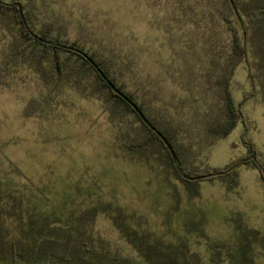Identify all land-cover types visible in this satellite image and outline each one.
I'll list each match as a JSON object with an SVG mask.
<instances>
[{
	"label": "rangeland",
	"instance_id": "1",
	"mask_svg": "<svg viewBox=\"0 0 264 264\" xmlns=\"http://www.w3.org/2000/svg\"><path fill=\"white\" fill-rule=\"evenodd\" d=\"M20 1L37 31L48 30L95 54L117 84L145 104L156 129L162 132L158 122H166L165 129L176 130L187 177L221 171L248 152L241 123L219 139L210 130L221 105L211 96L213 86L224 88L234 103L253 93L241 113L246 140L264 163V94L245 64L225 76L227 81L222 71L209 70L208 61L220 55L231 34L203 20L204 0ZM209 1L222 10V0ZM209 9L214 13L212 4ZM17 40L11 20L0 15V181L5 197L22 201L25 211L1 219L4 229L16 233L19 220L39 214L55 224L70 219L111 249L118 247L121 256L135 258L129 236L113 219L120 211L133 228L153 237L186 236L189 250L206 264L216 248L241 263L264 264V183L257 170L242 164L226 175L182 183L166 164L134 158L121 143L133 139L139 123L105 110L104 93H81L73 82L54 88L49 63L37 69L30 56H11ZM257 61L249 52L246 63L254 75ZM211 72V94L200 97L202 91L209 95L202 87ZM33 97L42 100L36 110L29 109ZM92 210L94 217L82 223L79 216Z\"/></svg>",
	"mask_w": 264,
	"mask_h": 264
},
{
	"label": "trees",
	"instance_id": "2",
	"mask_svg": "<svg viewBox=\"0 0 264 264\" xmlns=\"http://www.w3.org/2000/svg\"><path fill=\"white\" fill-rule=\"evenodd\" d=\"M210 4H212L214 13L210 12ZM221 6L222 10L219 6L216 7V2L211 3L209 0H204L201 10L202 17L204 16L203 20L207 17L209 19L207 22H211L213 25H224L231 34L230 42L222 48L220 47V55L216 54L215 59L211 58L208 61L211 64L209 70L222 71L221 77L224 79L223 81H227L225 76L232 75L236 67L245 64L246 70L252 75L250 78L255 76L260 84L261 92L264 94V0H231V4L229 0H222ZM0 15L11 20L19 39L11 52L12 57L20 58L28 55L33 61L35 60L37 69L42 61L49 63L52 80H55L54 88L67 82H73L74 88L81 93L87 91L88 95L96 97L104 93L105 110H108L112 115L121 112L119 117L131 115L139 123V129L133 139L121 143L127 152L138 160L148 161L153 158L158 163L166 164L178 181L182 183L188 181L185 178L187 174L183 172L180 154L177 150L182 142L179 140L180 137H178L179 139L176 137V130L171 132V130L165 129L168 127L166 122H158L162 132L156 129L152 124L155 118L151 117V119L145 115V104L138 103L133 93L117 84L111 74L113 71L111 72L105 66L104 61L99 60L95 54L89 53L84 48L76 44H69L62 38L52 35L48 30L37 31L27 14L25 5L20 0H0ZM230 17L234 18L238 24L242 31V37L236 34ZM249 52L253 53L256 60L258 59L254 65L257 68L255 75L252 73L253 67L246 63ZM2 70H4V66L0 65V75ZM212 78V72L203 77L205 85L202 88L209 92V95L201 90L200 97L210 96L211 89L208 86H213L210 85ZM83 80H92L93 83L92 85H82ZM181 88L186 94L187 89L184 86ZM212 88H215L211 94L213 100L221 102L220 107L218 106L215 111L217 116L210 122V130L214 132V137L219 139L227 136L238 123H241L243 130L240 139L248 151L246 156L250 154L257 156L246 140L248 129L241 113V105L253 97V93L243 95L241 102L234 103L230 98V93L226 92L224 88L221 86ZM143 90L145 94L149 93L148 89ZM52 95L53 92L49 94L50 97ZM41 104L40 98L33 97L29 103V109L36 110ZM131 104L146 119L147 124L152 126L170 145L175 154V161L172 160L162 140L147 124L141 121ZM215 104L218 105V103ZM190 143H186L187 150H191ZM206 144L209 146L212 142ZM241 159L239 158L223 170L216 172L220 173L216 176L234 171L242 165ZM245 164L257 171L261 167L264 169V163L261 162ZM3 188L0 181V212L2 214L0 216V264H206L199 255L189 250L186 236L174 234L173 240L169 241L157 236L153 237L152 234L149 235L144 230L133 228L120 211H117L113 219L116 220V225L123 228L125 234L129 236V242L133 244L138 254L135 258L121 256L118 247L111 249L105 241L95 239L82 224L70 219L65 222L66 224H55L50 222L49 217L41 214L35 215V217L28 216L27 222L19 220L16 233L12 234L9 229H4L1 219L25 211L22 201L5 197ZM94 215V210L85 211L79 218L86 221L93 218ZM82 223H84L83 220ZM181 239L184 241H180ZM224 258L231 262L227 263ZM208 260L210 264H253L250 261L241 263L242 259H233V256H223L219 248L211 252Z\"/></svg>",
	"mask_w": 264,
	"mask_h": 264
},
{
	"label": "water",
	"instance_id": "3",
	"mask_svg": "<svg viewBox=\"0 0 264 264\" xmlns=\"http://www.w3.org/2000/svg\"><path fill=\"white\" fill-rule=\"evenodd\" d=\"M229 2L231 4V0H229ZM131 106L133 107L132 104H131ZM133 108L136 111V113L138 114V116L141 119V121L143 123L147 124L146 119L141 115V113L135 107H133ZM148 127L162 140V142L164 143L166 149L168 150L172 160L175 161V154H174L173 150L171 149L170 145L164 140V138L158 132L155 131V129L152 126L148 125ZM251 159H255V157L252 156ZM176 167H177V165H176ZM219 174L220 173H213V174H208V175H201V176H198V177H185V178L187 180H201V179H204V178L214 177V176L219 175ZM262 174H263V172H262Z\"/></svg>",
	"mask_w": 264,
	"mask_h": 264
},
{
	"label": "flooded vegetation",
	"instance_id": "4",
	"mask_svg": "<svg viewBox=\"0 0 264 264\" xmlns=\"http://www.w3.org/2000/svg\"><path fill=\"white\" fill-rule=\"evenodd\" d=\"M254 156L255 159H251V157ZM242 161V164H245V163H250V162H253V163H256V162H260L258 159H257V156L256 155H253V154H250L249 156H245L241 159ZM264 169L263 167H261L260 169L258 168V173H259V177L260 179H263L262 182L264 183Z\"/></svg>",
	"mask_w": 264,
	"mask_h": 264
}]
</instances>
